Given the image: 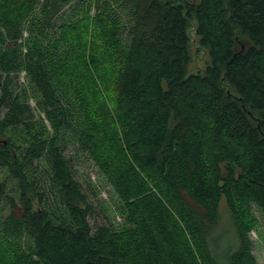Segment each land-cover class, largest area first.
<instances>
[{"label":"trees","instance_id":"trees-1","mask_svg":"<svg viewBox=\"0 0 264 264\" xmlns=\"http://www.w3.org/2000/svg\"><path fill=\"white\" fill-rule=\"evenodd\" d=\"M194 22L210 62L187 74ZM68 140L122 226L91 224ZM253 204L264 0H0V264H257Z\"/></svg>","mask_w":264,"mask_h":264},{"label":"rangeland","instance_id":"rangeland-1","mask_svg":"<svg viewBox=\"0 0 264 264\" xmlns=\"http://www.w3.org/2000/svg\"><path fill=\"white\" fill-rule=\"evenodd\" d=\"M195 25L196 22L193 23L189 31L191 62L187 68V74L203 72L208 62H210L208 50L202 48L199 44ZM17 81L22 86L29 85L25 72H21ZM30 101L35 105L34 100ZM65 145L66 153L73 163V171L76 178L80 181L82 188L93 205V212L89 216L91 224L96 226L112 223L117 227L125 224L126 217L123 202L104 174L86 154L77 149L73 141L68 140ZM225 208L226 204L223 200L220 208L222 221L219 233L230 228ZM253 213L259 220V223L250 232V237L253 241V254L257 264H264V210L260 206L253 204ZM220 247L226 248L227 243H223Z\"/></svg>","mask_w":264,"mask_h":264}]
</instances>
